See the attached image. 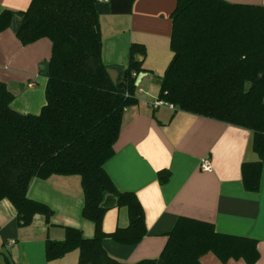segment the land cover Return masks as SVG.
<instances>
[{"label":"trees","instance_id":"trees-1","mask_svg":"<svg viewBox=\"0 0 264 264\" xmlns=\"http://www.w3.org/2000/svg\"><path fill=\"white\" fill-rule=\"evenodd\" d=\"M134 0H31L25 10L4 9L0 32L10 28L22 45L41 38L51 42L43 69L47 78L45 104L38 114L12 108L13 93L0 81V200L16 211V222L27 226L34 215L46 220L53 210L27 195L34 178L78 175L83 192L81 215L93 223L94 234L64 227L62 240L45 241L47 261L78 250L77 264H202L213 253L221 262L259 258L254 238L217 232L209 222L178 217L166 234L157 258L124 263L110 257L103 239L138 244L146 234L142 207L131 192L119 191L104 169L125 108L137 103V75L147 72L136 54L145 47L131 43L128 61L113 82L102 61L99 16L127 14ZM171 60L158 76L157 98L176 109L249 129L254 162L241 167L247 191L259 189L264 156V5L225 0H176L170 14ZM169 177L158 172L161 183ZM112 194L126 207L129 224L111 233L102 230L105 208Z\"/></svg>","mask_w":264,"mask_h":264},{"label":"crops","instance_id":"crops-1","mask_svg":"<svg viewBox=\"0 0 264 264\" xmlns=\"http://www.w3.org/2000/svg\"><path fill=\"white\" fill-rule=\"evenodd\" d=\"M31 0H0L4 9L25 10ZM231 3L264 5V0H225ZM176 0H134L127 14L99 16L102 61L109 67L125 66L131 43H140L145 54H136L147 70L136 89L137 103L125 108L114 142V153L104 169L115 187L131 192L144 214L146 234L136 245H124L110 237L103 239L108 255L119 262L134 263L157 258L167 233L178 217L212 223L217 232L254 238L264 264V156L259 189L245 190L241 167L258 160L252 149L249 129L188 113L174 106L152 107L157 98L140 85L153 74V67L165 69L172 57L169 48L170 14ZM51 54V42L41 38L22 45L13 29L0 32V81L13 93L11 106L23 114H38L45 104L47 78L41 65ZM152 72V73H151ZM147 84V83H146ZM149 95V96H147ZM207 157L211 170L200 168ZM169 177L161 183L158 172ZM29 198L47 204L53 214L46 220L34 215L27 226L16 222V211L6 199L0 200V264H77L78 250L47 261L45 241L62 240L64 227L81 229L84 237L94 234L93 223L81 215L83 192L78 175L34 178ZM114 201L105 208L102 230L111 233L129 224L126 207ZM202 264H246L242 259L221 262L213 253L200 257Z\"/></svg>","mask_w":264,"mask_h":264},{"label":"water","instance_id":"water-1","mask_svg":"<svg viewBox=\"0 0 264 264\" xmlns=\"http://www.w3.org/2000/svg\"><path fill=\"white\" fill-rule=\"evenodd\" d=\"M11 29H15L16 27V20L13 19L12 22H11ZM41 69H44V66L41 65ZM108 73H109V76L110 78L112 79L113 82H116L118 76H119V69L117 67H109L107 69ZM144 73L143 72H140L138 75H137V78H136V82L135 84L136 85H139V82H140V79L143 77ZM108 194L105 195L102 203H101V206L106 208L107 206L109 205H112L114 203V201H108V197H107ZM114 197V196H113ZM115 199V197H114ZM115 202H116V199H115Z\"/></svg>","mask_w":264,"mask_h":264},{"label":"rangeland","instance_id":"rangeland-1","mask_svg":"<svg viewBox=\"0 0 264 264\" xmlns=\"http://www.w3.org/2000/svg\"><path fill=\"white\" fill-rule=\"evenodd\" d=\"M153 68H154L153 69V74L150 75L151 76L150 79L149 78L144 79V81L140 85L141 87L144 88V90L149 91L148 94L154 93L155 90L158 89V84L156 82V79H157L158 76H161L163 74L164 70H165V69H162L161 66H156V65ZM147 96H149V95H147Z\"/></svg>","mask_w":264,"mask_h":264},{"label":"built area","instance_id":"built-area-1","mask_svg":"<svg viewBox=\"0 0 264 264\" xmlns=\"http://www.w3.org/2000/svg\"><path fill=\"white\" fill-rule=\"evenodd\" d=\"M162 105L169 106L170 108L173 107L172 104L167 103L166 101L161 100V99H155L154 101L151 102V106L154 108L162 106ZM200 168L204 171H210L211 170L212 167H211V162H210L209 158L204 157L201 159Z\"/></svg>","mask_w":264,"mask_h":264}]
</instances>
